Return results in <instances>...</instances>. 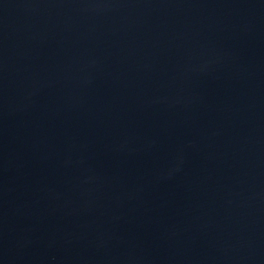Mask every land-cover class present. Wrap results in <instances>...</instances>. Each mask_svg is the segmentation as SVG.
I'll return each mask as SVG.
<instances>
[{"label":"water","instance_id":"1","mask_svg":"<svg viewBox=\"0 0 264 264\" xmlns=\"http://www.w3.org/2000/svg\"><path fill=\"white\" fill-rule=\"evenodd\" d=\"M0 264H264V0H0Z\"/></svg>","mask_w":264,"mask_h":264}]
</instances>
